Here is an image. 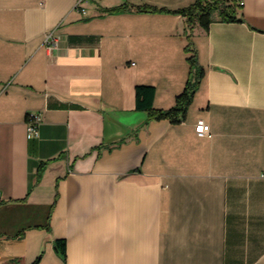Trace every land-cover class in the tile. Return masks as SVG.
<instances>
[{"label":"crops","instance_id":"obj_1","mask_svg":"<svg viewBox=\"0 0 264 264\" xmlns=\"http://www.w3.org/2000/svg\"><path fill=\"white\" fill-rule=\"evenodd\" d=\"M193 1L0 0V264H264V0L208 31L106 12ZM189 36L204 76L186 116L149 120L136 88L174 107Z\"/></svg>","mask_w":264,"mask_h":264},{"label":"trees","instance_id":"obj_2","mask_svg":"<svg viewBox=\"0 0 264 264\" xmlns=\"http://www.w3.org/2000/svg\"><path fill=\"white\" fill-rule=\"evenodd\" d=\"M240 5L237 0H194L188 7L177 10L161 8L150 4L129 7L127 5L108 9L107 13L135 11L138 13H175L182 15L189 28L199 25L208 31L209 26L215 21L242 22L239 17ZM189 54L188 62L191 66V74L184 91L177 96L176 104L168 110L155 109V87L140 85L136 88V109L145 112L149 120L168 119L172 123H180L186 116L195 92L204 76V70L198 61V53L189 36V45L186 48ZM57 248L63 256H66L65 240H57ZM66 258V257H64Z\"/></svg>","mask_w":264,"mask_h":264},{"label":"built area","instance_id":"obj_3","mask_svg":"<svg viewBox=\"0 0 264 264\" xmlns=\"http://www.w3.org/2000/svg\"><path fill=\"white\" fill-rule=\"evenodd\" d=\"M241 6L244 5V2L241 1L239 3ZM59 38L55 37V34L53 32L47 34L45 43L50 49H56L58 45ZM41 117L36 114H29L27 117V136L28 139H35L38 138L39 133V127H40ZM211 131L210 125L205 123V121L200 120L196 126V133L200 136H204L209 134Z\"/></svg>","mask_w":264,"mask_h":264}]
</instances>
